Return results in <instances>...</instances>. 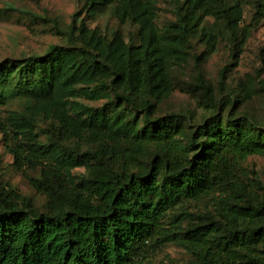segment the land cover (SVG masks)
<instances>
[{
    "label": "trees",
    "instance_id": "obj_1",
    "mask_svg": "<svg viewBox=\"0 0 264 264\" xmlns=\"http://www.w3.org/2000/svg\"><path fill=\"white\" fill-rule=\"evenodd\" d=\"M123 0H88L99 11L120 12ZM135 11L138 0H128ZM230 6L219 8L228 27L236 21ZM177 7L173 33L187 41L195 24ZM51 45L44 54L0 60V106L23 99L21 122L35 126L34 106L52 108L60 88L81 71L107 73L85 92L111 98L85 106V121L132 136L125 151L112 159L100 148L80 150L66 143L70 125L59 117L44 126L43 141H31L28 153L2 138L15 161L30 166L50 159L58 149L52 172L31 178L32 185L55 201L50 209L17 201L0 187V264H137L167 241H179L191 253L187 264H264V183L244 167L251 154L264 153V127L248 115H223L215 106L211 86L196 72V87L210 112L191 126L181 111L154 114L147 99L133 93L161 92L167 73L164 50L155 34L145 43H130L124 52L100 57L85 43ZM264 90V83L259 81ZM23 155V156H22ZM92 162L95 170L80 178V187H68L63 174L71 165ZM225 193L215 209L191 213L180 209L167 223L166 214L186 201ZM231 197V199H229ZM195 219L188 227L182 221Z\"/></svg>",
    "mask_w": 264,
    "mask_h": 264
},
{
    "label": "rangeland",
    "instance_id": "obj_2",
    "mask_svg": "<svg viewBox=\"0 0 264 264\" xmlns=\"http://www.w3.org/2000/svg\"><path fill=\"white\" fill-rule=\"evenodd\" d=\"M230 6L236 21L228 27L219 8ZM187 13L195 24V32L187 40L171 39L176 22L177 7ZM99 11L89 7L88 0H0V60L21 58L30 54H44L51 45L70 43L66 30L72 26L74 44L85 43L100 57L124 52L130 43H145L149 33L157 36L164 50L167 73L165 89L161 92H137L134 98L147 99L154 106V114L181 111L189 115L187 126L200 122L210 110L206 99L196 87L197 69L211 86L213 109L223 115H248L264 127V0H138L135 11L128 0L118 7ZM107 73L96 75L80 73L68 84L61 86V97L52 108L34 106L35 126L21 122L19 111L26 103L14 97L0 106V187L9 197L30 204L40 210L50 209L55 201L46 192L36 189L31 178L43 171L52 172L58 149L50 159L31 165L26 159L15 161L8 141L2 138L7 131L11 145L19 143L28 153L31 141H43L41 128L59 117H67L70 125L65 142L80 150L100 148L112 159L121 155L132 141L113 127L97 126L85 121L83 107L100 105L111 94L89 96L85 89L93 88ZM8 143V142H7ZM22 155V156H23ZM244 167L250 177L264 183V153L251 154ZM95 170L92 162L68 166L64 173L68 187H80V178ZM213 197L186 201L169 211L165 220L172 222L174 213L187 209L191 213L215 209L216 202L225 193L214 191ZM231 199V197H229ZM196 222L182 221L186 228ZM191 253L179 241H167L143 256L137 264H187Z\"/></svg>",
    "mask_w": 264,
    "mask_h": 264
}]
</instances>
